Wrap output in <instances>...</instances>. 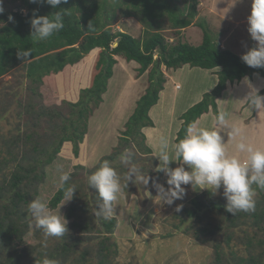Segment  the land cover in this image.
I'll list each match as a JSON object with an SVG mask.
<instances>
[{"label": "trees", "instance_id": "16d2710c", "mask_svg": "<svg viewBox=\"0 0 264 264\" xmlns=\"http://www.w3.org/2000/svg\"><path fill=\"white\" fill-rule=\"evenodd\" d=\"M14 1L18 2L16 10L5 9L0 13V79L21 66L24 73L18 84L19 93L22 90L28 97L41 96L39 90L43 85L60 86L62 105L52 110L42 108V114L36 113L37 117L45 115L47 118L52 138L46 148L39 150V159L33 160L28 167H17L0 181V264H42L45 257L52 261H62L63 264L69 259L75 260L73 264H110V259L117 253L113 237L117 220L114 216L105 219L102 214H98L102 200L98 190L88 183V177L107 160L120 174L121 182L125 185L122 194L129 199L135 193L134 185L137 187L139 184L134 183L136 175L131 174L129 179L124 177L133 166L137 167L138 174L141 175L140 171L142 168L146 169V164L152 163L153 167L157 164L142 129L153 126L149 111L158 102L169 72L186 64L202 69L219 68L216 71L218 80L212 90L204 92L199 101L181 114V125L175 136V143H178L186 135L188 126L195 123L201 115L209 111L218 113L217 98L228 83L253 74L264 77V68L246 65L241 59L242 55L221 47V43L211 37L207 28L202 29V41L199 45L182 40L181 31L196 23L194 18L199 0H67L57 8H52L46 2ZM23 9L25 13H22ZM61 11L64 27L46 40L35 41L31 35V19ZM9 15L14 17V21L8 20ZM128 17H137L143 24L142 37L111 27L117 19ZM165 31L169 32V37L174 36L172 41L164 35ZM255 45L251 43L249 48ZM116 56L138 63L137 76L148 71L145 92L136 101L111 152L100 158L88 172L83 164H76V169L81 171L80 175L70 174L72 182H80L77 194H73L75 203L67 207V215L75 217L71 227L67 226L68 231L63 237L45 236L51 240L42 241L30 249L24 242V236L29 229L28 205L33 196L37 195V188L33 192L29 188L32 182H42L45 177L42 168L39 172L36 171L55 161L62 147L63 151L67 150L69 142L72 144L73 155L79 156L80 144L88 132L89 119L107 91L108 81L117 62ZM72 68L81 72L88 71V76L86 80L78 77L73 84L69 83L68 86L73 89L70 91L57 82L66 69ZM260 94H264V88L260 90ZM124 153L128 156L127 162L121 160V154ZM69 181L64 182L65 189L72 186ZM252 187L255 192L261 189L256 185ZM65 189L59 185L48 201L50 208H56L67 198ZM213 194L214 191L210 188L202 190L194 185L193 197L189 204L182 207L181 216L178 215L181 225L173 224L172 227L182 229L181 226L187 223L184 227L186 231L204 218L201 211L207 215L206 211L213 209L224 210L226 231L231 226L234 227L240 214H249V211H240L233 215L218 200L211 198ZM81 215L86 220L76 218ZM254 216L256 217V213ZM87 221L98 224L96 236L84 237L83 234L70 231L71 228L88 230ZM198 223L193 229L194 235L199 231H207L216 237L214 232L221 230L220 227L208 228ZM224 233L223 241L227 250L219 247L218 241L214 243L215 258L210 264H220L223 261L226 264H264V240L260 243L262 248L258 255H239V258H235L237 254L228 244L231 234L228 231ZM91 241L96 243L93 248ZM247 244L252 246L251 241H247ZM88 245L90 248H86ZM13 253L16 255L14 258L11 256ZM5 254L6 263L2 262Z\"/></svg>", "mask_w": 264, "mask_h": 264}, {"label": "rangeland", "instance_id": "374dc122", "mask_svg": "<svg viewBox=\"0 0 264 264\" xmlns=\"http://www.w3.org/2000/svg\"><path fill=\"white\" fill-rule=\"evenodd\" d=\"M198 2L197 14L194 18L196 23L181 31L184 42L199 45L202 41V29L207 28L208 33L212 35L211 37L220 43L222 41L221 47L225 46L239 56L248 50L251 43L256 44L247 30V18L251 12L252 0H199ZM17 3L14 0H3V8L4 10H16ZM21 11L25 13L24 9ZM111 27L115 30L129 32L135 37L143 36L144 26L137 17L117 19ZM163 33L166 37L170 36L168 31ZM173 39L174 36H171L168 40L172 41ZM126 62L129 61L121 57L118 68L121 65H126ZM131 64L137 66V63ZM21 68L18 66L0 79V168H2L0 169V181L7 178L8 174L17 167H28L33 160L39 159V150L46 148L52 138L50 129L47 127L49 126L47 118L45 115L37 117L36 113L41 112L42 114V108L52 110L62 105L60 86L43 85L39 90L41 96L32 95L28 97L22 90V94L19 93L18 84L24 73ZM184 71L186 72L185 76L178 73L180 79L177 81L180 86L183 89L198 92L200 90L199 84L203 82L204 73L202 72L204 71L199 69L190 71L189 68ZM87 76L88 71L83 72L82 70L81 72L75 68L66 69L57 83L63 85L67 90L73 91L68 84H73V81L77 80L78 77L86 80ZM135 76H137V70ZM123 87L124 84H121L119 88L117 83L113 82L105 95V99L103 98L99 107L90 117L86 136L90 134L89 131L92 127L100 128V131L98 133L93 131L95 134L90 135V148L88 150L87 147L81 146L82 151L79 150V156L75 157L72 152V144L69 142L67 150L63 151L62 147L55 161L37 169L36 172H39L42 168L45 171V177H43L42 182L34 181L31 183L30 192L37 188V195L33 196V200L39 198L48 204L49 199L60 185L59 177L63 172L69 173L68 181L70 180L71 185L75 186L76 192L74 194H77L80 182H72V177H70L71 173L80 175L81 171L77 170L75 165L83 164L86 172H88L98 163L100 158L111 152V149L118 142V136L124 123L128 119L123 124H121L122 120L120 123L117 122V119L122 117L119 114L126 107L127 110H131L135 105L133 98L128 106L127 101L119 98L117 94L119 90L123 91ZM133 109L131 112L127 111L126 113H129L125 115L129 117ZM115 112L117 113L115 114ZM115 122L119 123L118 126L121 124L122 128H115ZM34 127L36 128L33 129ZM139 163L141 164V162ZM145 166L146 169L142 168L140 173L141 176L148 178V183L144 184L142 181L136 180L134 183L139 184L137 187L134 185L135 193L129 199L121 193L114 204L112 216L116 218L117 226L113 237L115 238L117 253L110 259V264H210L215 258L214 243L218 241L219 247L227 250L226 243L223 241L224 232L227 231L231 234V241L228 244L237 254L235 258H239V255L259 254L262 248L260 243L264 240V189L255 192L253 197L255 209L249 211L247 215L240 214L234 227L231 226L230 230L225 231L227 221L224 219V210L210 209L206 211V213L208 212L207 215L201 211L200 214L204 218L200 219L199 223L197 222L199 225L208 228L216 226L220 227L221 230L214 232L216 237L207 231H199L198 234L196 233L197 235H194L193 229L198 226L197 223L190 229L187 228L186 231H184V227L188 225L187 223L181 226L182 229L172 227L173 224L181 225L178 215L181 216L182 207L189 204L193 197V187L189 186L185 189L186 194L183 199L175 200L171 205H168L163 199L157 202L158 186L160 185V180L155 173L157 164L154 167L152 163ZM139 185L141 188L138 189ZM210 189L214 191L211 198L218 200L225 208L228 201L224 194L223 184L218 189ZM131 198L134 202L129 206L128 201ZM75 201L72 196L70 200L65 198L56 208L48 207L54 213L64 216L68 221L67 226L71 227L75 217L67 215V207L74 204ZM177 205H182L179 211H177ZM254 213H256V217ZM76 218L80 221L86 220L83 215L81 217L76 216ZM27 220L29 229L24 236V242L30 249L42 241L51 240L45 237L46 234L43 229L35 227V219L29 210ZM87 223L89 225L88 230L71 228L70 231L75 234H83L84 237L96 236L98 224L95 225L93 221H87ZM168 233L171 236L167 235ZM247 241H251L252 246H249ZM95 244L92 242V248ZM86 248H90L89 245ZM11 256L14 258L16 255L13 253ZM6 257V254L2 256V262L6 263ZM74 261V259H69L64 264H73ZM55 264H63V262L56 260ZM220 264H226V261Z\"/></svg>", "mask_w": 264, "mask_h": 264}, {"label": "clouds", "instance_id": "9594fccd", "mask_svg": "<svg viewBox=\"0 0 264 264\" xmlns=\"http://www.w3.org/2000/svg\"><path fill=\"white\" fill-rule=\"evenodd\" d=\"M32 2H46L52 8H57L67 0H32ZM3 12V0H0V13ZM247 19V30L256 45L242 54L241 59L249 67L264 68V0H252L251 12ZM8 20L14 21V17L9 15ZM30 24L33 39L37 42L46 40L64 27L63 13L61 11L51 15L34 16ZM250 88L245 98L249 108L259 112L264 110V95L260 94L258 88L251 85ZM226 123V113L219 112L214 125ZM239 133V128L232 127L233 136ZM158 145V154L162 163L157 171L166 173L168 177L166 182L169 187L165 189L163 185L158 186L157 202L163 199L171 205L175 200L183 199L186 193L182 184H193L201 189H218L223 184L228 201L226 211L235 215L240 211L247 212L255 209L253 199L255 191L252 186L256 185L264 189V147L254 146L241 139L235 146V153H230L218 127H201L195 123L188 126L186 135L178 143H172L168 137L160 136ZM127 159L126 153L121 154L122 161L127 162ZM172 159H182L190 166L191 171L185 170L183 166L169 168ZM131 174H136L137 181L148 183L147 177L138 174L137 167L133 166L124 179H129ZM68 179L69 173L60 174L62 189H65L64 182ZM88 183L98 190L99 198L102 200V204L99 205L101 211L98 214H102L105 219L110 218L114 213V204L125 187L121 182L120 174L109 161L105 160L89 175ZM74 188L75 186L72 185L65 189L67 200L72 198ZM180 207L182 205H177V211ZM28 210L35 219V227L43 229L46 236L63 237L68 231L67 219L50 210L48 204L41 199L32 200ZM42 264H55V261L44 258Z\"/></svg>", "mask_w": 264, "mask_h": 264}, {"label": "crops", "instance_id": "0c3cea01", "mask_svg": "<svg viewBox=\"0 0 264 264\" xmlns=\"http://www.w3.org/2000/svg\"><path fill=\"white\" fill-rule=\"evenodd\" d=\"M120 59L121 57L117 56V62L113 67V74L108 81L107 91L103 94V98L105 99V95L108 92L110 85L113 82H116L119 88L121 84H124L123 91L119 90L117 94L119 98L127 101V106L133 98L132 100L136 105V101L139 99L141 94L145 92L147 87L148 71L144 72L140 76H135L139 64L137 63V66H135L134 64H131L136 63L135 61H129L126 62V65H121L120 68H118ZM187 68H189L190 71H195L197 69L204 71L202 72L204 73L203 82L199 84L200 90L196 93L192 92L191 89H183L177 81L180 79L178 76L179 74L185 76L186 72L184 70ZM218 69L219 68L200 69L199 67H190L188 64L183 65L178 69H172L168 74V78L163 89L159 93L158 102L149 111V115L153 121V126L144 127L142 131L146 136V143L151 148L152 155L157 161L155 173L157 178L160 180L159 184L163 185L164 188L169 187L166 182L168 177L164 171H157L162 163L158 154V139L160 136H166L172 143H175V136L181 125V114L194 103L199 101L204 92L210 91L215 86L217 83L216 71ZM250 85L261 90L264 88V77L259 74H253L252 76L243 77L240 81L228 83L221 96L217 98L218 113H226L227 123L225 125H214L215 118L218 113L214 114L212 111L204 113L195 122V124L201 127H218L220 129L222 140L227 145L230 153H235V146L241 139H243L246 143L253 144L254 146L264 147V110L259 112L256 109L249 108L245 98L251 90ZM135 105L132 109L135 108ZM132 109L127 110L126 107V109L119 114L122 115V117L117 119V122L120 123L122 120L121 124H123L128 118V115L125 114L131 112ZM127 111L129 112L126 113ZM116 113L117 112H115V114ZM119 123L115 122V128H122L121 124L118 126ZM231 126L240 129L239 135H232ZM93 131L98 133L100 128H90V134H88V136L85 135L84 141L80 144V151H82L81 146L87 147V150L90 148V135L95 134ZM241 156H243V154H241ZM180 166H183L187 171H191L190 166L185 164L183 160H170L169 168L175 169ZM181 186L185 189L192 186L194 191L193 184H182ZM206 189L208 188L202 190ZM132 202L134 201L131 198L128 201V205L130 206Z\"/></svg>", "mask_w": 264, "mask_h": 264}, {"label": "water", "instance_id": "95a60500", "mask_svg": "<svg viewBox=\"0 0 264 264\" xmlns=\"http://www.w3.org/2000/svg\"><path fill=\"white\" fill-rule=\"evenodd\" d=\"M115 44H116V43H115ZM115 44H114V45H115Z\"/></svg>", "mask_w": 264, "mask_h": 264}]
</instances>
